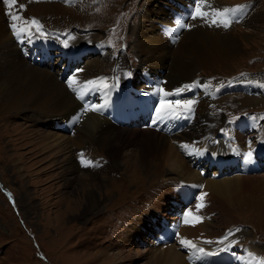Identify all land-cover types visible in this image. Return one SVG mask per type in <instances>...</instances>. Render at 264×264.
<instances>
[{
  "label": "bare ground",
  "instance_id": "bare-ground-1",
  "mask_svg": "<svg viewBox=\"0 0 264 264\" xmlns=\"http://www.w3.org/2000/svg\"><path fill=\"white\" fill-rule=\"evenodd\" d=\"M178 1L182 3L180 6L183 4L187 6L188 13L180 11V7H176L172 13L168 12L171 7L174 8L172 1L171 5L167 4L164 8L151 11L141 10L137 15V21L132 26L131 34L139 57L138 66L130 67L125 60L115 59L110 61L108 51L103 48L97 56V61L90 60L88 64L84 63L80 66V69L70 71L72 74L67 77V73L60 80L58 79L60 74L58 73L59 63L52 61L54 56H56L54 60L58 59L59 53L52 52L50 58L52 61L51 68L49 65L39 66L31 64L22 56L17 45L22 44L21 41L25 39L31 43L35 40V34L32 31L35 26L30 23L33 19L39 21L42 27L44 26L43 23H50L47 30L54 31L59 30V27L63 24L70 25L68 19L70 21V16L72 17L74 14L72 11L68 12L69 5L76 9L77 7L88 9L90 13L92 9L88 7V4L82 5L81 2L75 0H16V4L9 9L4 0H0V119L4 120L12 113H20L32 117V119H37L38 124L49 122L55 130L61 131V133H42L39 129L34 128L31 137L34 138L37 134L43 136L42 141L34 143L35 146L37 145L35 150L40 153L44 152V154L45 152L49 153L45 158L51 159L52 162L60 165L58 166L60 167V177L64 176V180L67 181L66 174L69 171L74 174V177L69 180L74 179L76 188L81 192L80 197L72 199V194L69 196L67 193H64L61 197L63 196L62 198L75 211L83 207V219H86L91 212H97L100 207H98L97 190L100 193L111 195L124 182L132 184L144 180L145 182L148 181L147 183L150 186L155 182L157 183L156 188L150 194L151 204H148L149 206L145 209L138 210L136 212L137 217H133V219L136 218L135 226L130 229L132 223L129 221L132 218L126 223L127 226L124 230L126 232L127 229H130V231L121 243L128 247L119 250L118 254H107L108 259L115 260L114 258H124L125 256L127 257L126 260H130L129 256L135 254L134 258L145 257L147 259L143 264H194V260H199L203 264L214 262H218V264H261L262 262L258 260L256 252L251 247L247 246V250L238 255V258L241 257L242 260H235L237 257L231 251L230 242H228L230 244L220 248L213 247V245L207 246L200 239L192 236V232L191 234L179 235L180 232L174 244L166 243L164 250L156 247L153 252L140 247L138 242L135 241V237H140L141 233L153 231V229L146 226L152 225L156 213L160 212L163 203L174 199L176 192L179 194L177 209H169L170 215H167V218L169 220H179L182 214L184 216L185 213H188L183 209L186 199L180 197V191L182 195H185L184 198H187L188 194L192 198L194 197L192 191H197L202 187L195 202L187 208L190 213L188 219L191 221L202 218L199 214L210 213L206 210V205L208 206L209 202L217 201L224 204L223 201H225L230 204L229 200L238 199L239 196L242 197L238 199V204L256 208L258 214H261L258 215L260 220L264 214V175H251L253 173H251L252 164H256L258 169L264 167L262 165L264 164L262 162L264 159V128L260 129L257 123L252 121L247 120V126L242 122L243 127L248 128L247 130L255 127L260 130L258 138L250 142L251 161L247 159L248 147L245 139L247 137H244L246 131H236L235 128V135L225 138V143L223 139H217L216 135L218 133L216 130L219 127V122L221 123L223 120L210 114V111H217L215 110L217 104L213 101V96L217 94L218 90L196 75V72L200 69L212 71L219 66L225 67L230 59L240 54V43L243 40L251 43V41H255L254 37L257 33L260 34L259 36L263 40L264 25H258L259 22L263 21V17L259 12L250 10L248 1L206 0L207 5L215 9L237 5L248 6L243 19L237 23H241L242 26L244 24L245 29L256 30V35L244 31L234 34L230 32V27L225 29L210 26L209 23L199 17L195 20L192 19L191 12L194 11L198 0ZM20 5H23V7L21 8ZM10 13L20 17L16 21L19 28L31 29L30 32H23L21 34L22 38H17L13 34L11 28L13 21ZM107 18L108 13L105 16V19ZM101 21H104V19ZM180 24H187L191 27L182 28L179 27ZM50 34L47 37L49 45L51 47L58 46L52 32ZM27 42H24L25 49H28ZM72 45L75 47L73 41H68L67 46L64 45L66 47L63 51L64 55L76 51L75 48H72ZM105 65L112 67L111 73L101 72V68ZM147 76H150L152 82L147 80ZM73 77H75L76 83L69 87V80ZM101 78H103V83H101ZM89 81H96L97 83L95 85L88 84ZM120 83H125L128 91L125 89V85ZM105 84L107 87L114 86L115 89L121 91H132L129 95H135L138 99L141 97L144 100L145 105L142 104L144 109L147 110L143 116H138V121L132 124L131 127L118 125L111 117L109 120L96 111L90 110V107L96 106V104L89 105V98L84 96L81 99L78 96V92L82 96L86 90L92 89L97 91V96L100 98L102 90L107 88L104 86ZM234 84H236L235 87L239 86L242 90L247 91L248 97L244 98L249 102L264 101V81H255L247 76ZM193 85L197 86V91L195 89L189 90L191 88L189 87L178 94L176 93L177 89H184L185 86ZM235 87L227 86L224 90L229 91L230 88ZM158 89L163 91L160 92ZM164 93H170L165 99L174 106L177 102L182 105L184 101L195 100L193 111L186 112L182 108H177L178 115L165 117L153 124V120L156 119V109L160 106V99ZM222 98L220 97L219 100H222ZM103 101L105 100L103 99ZM86 109L89 110L86 111ZM175 122L177 123L175 124ZM238 122H241V120ZM160 126H162L164 132L157 129ZM165 127H169L166 132ZM66 131H70L71 136H67ZM207 137H210V142H207ZM27 138L29 139L28 136ZM232 140L235 141V145L234 143L231 144ZM182 145L188 147L184 148ZM71 146L74 149L73 153ZM96 150H98L95 152L96 157H98V154H105L108 158L105 166L111 164L115 170H119L122 174V181L108 178V181L105 180L104 182L101 179L105 175L100 177L98 174H92L88 172L87 167L85 169L78 168L84 167L80 162V154L83 153L84 158L91 161L92 154L90 156L89 153ZM223 152L225 154L230 153L231 156L220 155ZM72 154L78 159L76 164ZM186 157H193V160L192 158L186 159ZM239 160L240 164L237 165ZM203 163L209 166L226 168L224 173L226 177L216 180L213 173V175L206 176L207 179L205 180L202 177V173L205 171L202 168ZM195 164H198V169L201 170H193L191 165ZM233 165L237 167L234 171H231L229 167ZM88 168L91 169V166H88ZM228 172L232 173L228 174ZM170 174L174 175L175 180L178 179V181L171 179L173 177H170ZM215 174L218 177L221 176L218 170L215 171ZM162 180L164 182L159 184ZM256 191H259V193L256 194ZM204 193L207 195H204L203 201H201L200 197ZM206 196L207 198H204ZM201 203L203 207L198 209L197 205ZM104 209L106 210V208ZM226 211L223 212L226 213ZM195 212H197V215ZM212 224L207 222L204 224L202 219L194 226L204 236H213V233L208 232ZM187 225L190 226L191 224L187 223ZM158 228L161 235L153 233L152 236L161 238L167 236L165 229H162L161 226H158ZM181 239L192 241L197 248L204 249V253L186 247L188 252L183 256L179 252ZM229 254L233 256L232 260L229 258Z\"/></svg>",
  "mask_w": 264,
  "mask_h": 264
},
{
  "label": "rangeland",
  "instance_id": "rangeland-1",
  "mask_svg": "<svg viewBox=\"0 0 264 264\" xmlns=\"http://www.w3.org/2000/svg\"><path fill=\"white\" fill-rule=\"evenodd\" d=\"M75 1L81 2L82 5L88 4V7L92 9L91 13L88 9H80L78 7L76 9L68 4V12L72 11L74 14L72 17L70 16V21L68 19L70 25L63 24V26L59 27V30L49 31L47 29L50 23H43L42 31L44 35L37 32L34 27L32 31L35 34V40L31 43L25 39L21 41L22 44L17 45L21 55L31 64L39 66L49 65L51 68L52 61L58 62V67L60 66L58 79L60 80L67 73V77L72 74L70 71L80 69V66L84 63L88 64L90 60L97 61V56L103 48L108 51L110 61H114L115 59L125 60L130 67L138 66L139 57L131 33L132 26L136 23V17L141 10L151 11L157 8H164L167 4L171 5L173 1L172 6L174 8L171 7L170 11H166L172 13L176 7H180V11L189 12L187 6L184 4L180 6L182 3L178 0ZM244 1H248L251 11L261 14L263 21L259 22L258 25H264V0ZM106 13H108L107 19H105ZM102 19L104 21H101ZM243 31L256 35V30L245 29L244 24L242 26L241 23L234 22L230 27V32L234 34ZM50 32L54 35L58 46L51 47L49 45L47 37L51 35ZM259 35L257 33V37H254L255 41H251V43L243 40L240 43V54L230 59L225 67L219 66L212 71L200 69L196 72L198 78H203L218 90L217 94L213 96V101L217 104V107H215L217 111H210V114L223 120V122H219L216 138L223 139L225 143V138L227 139L235 135V128L236 131H246L244 137H247L245 139L248 152H252L250 142L258 138L260 130L257 127L247 130L248 128L243 127V124L247 126L248 120L257 123L260 129L264 128V101L249 102L244 98L248 97L247 91L242 90L239 86L235 87L236 84L234 83L245 79L247 76L255 81H264V37L262 40ZM20 37L22 38V36ZM65 41L74 42L75 47L72 45V48L76 50L74 53L68 52L66 55L63 54L64 48H66L64 46ZM24 42H27L28 49L24 48ZM53 51L59 54L57 60H54L56 58L54 56L51 61L50 58ZM111 71L112 67L109 65L101 68V72L105 74H109ZM146 78L149 82H152L150 76ZM120 84H124L127 90L125 83ZM143 85L145 84L143 83ZM227 86L235 88L225 91L224 88H227ZM196 88L197 86H192L189 90L195 89L197 91ZM90 90H86L82 97L86 96V98H89V105L93 103L96 106L102 105L101 110L96 112L109 120L111 115L118 122H122L133 120L138 117V114L140 116L143 114L145 102L141 97L138 99L135 95H129L132 91H121L115 89L114 86H108L102 90V95L99 98L96 93L97 91ZM220 97H223L222 100H219ZM83 106L85 107L86 104ZM211 109L213 108L211 107ZM239 120L241 122H238ZM38 123L37 119H32V117L20 113H12L4 118V120L0 119V264H143L147 259L145 257L134 258L135 254L129 256L130 260H126L127 257L125 256L124 258H114L115 260L108 259L107 254H118L119 250L128 247L121 242L124 240L123 238L126 234H129L130 229L135 226L136 218L133 219V217H137L136 212L142 208L145 209L151 204L150 194L156 188L157 183L155 182L150 186L147 183L148 181L145 182L144 180L132 184L124 182L111 195L100 193L97 190L98 207H100L97 212L93 211L86 219H83L84 208L82 207L75 211L62 198L63 196L61 197L64 193L69 194V196L72 194V199L80 197L81 192L76 188L74 179L69 180L74 177V174L69 171L65 176L67 181L64 180V176L60 177V167H58L60 165L58 163L55 164L51 159L45 158L48 152L44 154V152L40 153L38 150H35L37 145L35 146L34 143L42 141L43 136L37 134L34 138L31 137L34 128L39 129L42 133H61V131L55 130L49 122ZM118 125L125 126L122 123H118ZM159 128L161 129L162 126ZM168 128L165 127L164 129ZM22 131L23 133H21ZM160 132L163 131L160 130ZM65 134L71 136L70 131H66ZM206 140L207 142L211 141L210 137H207ZM233 143L235 145V141L232 140L231 144ZM72 146L71 150L73 149ZM97 151L89 153V155L91 156L92 154L91 161L93 165L98 164L99 166H91V169L85 166L78 168H86L89 170L88 172L98 174L100 177L105 175L102 179L100 178L104 182L105 180L108 181V178L122 181V174L119 170H115L111 164L105 166L108 158L105 154H98V157H96L95 152ZM224 152L220 155L231 156L230 153L225 154ZM72 157L75 158L74 162L76 164V160L78 161V159H76L74 154H72ZM191 158L193 160V157H186V159ZM262 162L264 163V159ZM239 164L240 160L237 161V165ZM191 167L193 170H201L200 168L198 169V164L191 165ZM236 167V165H233L229 169L234 171ZM252 167L257 168V165L252 164ZM202 168L205 169L202 173V177L205 180L207 179L205 178L206 176L213 175V173L216 180L226 177L224 175L226 168L222 166L214 167L203 163ZM216 170L221 173L220 177L216 176ZM252 172L251 175H264V167H261V170L256 169ZM230 173L232 172H228V174ZM170 175V177H173L171 179L176 182L178 181V179L175 180L174 175ZM163 182L164 180L160 181L159 184ZM200 189L192 191L194 193V197L192 198L190 194H188L187 198H184L183 196L185 195H182L180 191V197L186 199L185 206L183 207L184 211L186 210L189 213L187 208L195 202ZM255 193L257 194L259 191ZM175 197L169 202H164L160 212L156 213V218L152 225L146 226L153 229V231L141 233L140 237H135V241L138 242L140 247L151 252L156 247L160 250L163 248L164 250L166 243H175L180 232L179 235L191 234L192 232V236L197 237L207 246L213 245V247L220 248L231 243V251L237 257L235 260H242L241 257L238 258V255L246 251L247 246L251 247L256 252L258 260L262 262L261 264L264 263V214L260 220L256 208L238 204L237 201L242 196H239L238 199L233 198L229 200L230 204L223 201L225 205L217 201H211L208 206L206 205V210L210 213L199 214L204 224L206 222L213 223L212 227L208 229V232L213 233V236H204V234L197 230V227L194 226L195 224L188 223L191 225H187L184 222L183 214L179 220H169L167 218L170 215L169 209H177V202L179 200L177 192ZM214 197L216 198V196ZM204 198H207V196ZM227 207L231 208L228 209ZM223 211H226L227 214ZM195 213L197 215V212ZM130 218L133 219L129 221L132 223L131 228L125 232L126 223ZM158 226L165 229L167 236H163L162 238L152 236L153 233L161 235ZM225 237L227 238L225 239ZM179 252L183 256L187 254L186 246L181 245ZM194 262V264H203L199 260H194ZM211 264H218V262Z\"/></svg>",
  "mask_w": 264,
  "mask_h": 264
},
{
  "label": "snow or ice",
  "instance_id": "snow-or-ice-1",
  "mask_svg": "<svg viewBox=\"0 0 264 264\" xmlns=\"http://www.w3.org/2000/svg\"><path fill=\"white\" fill-rule=\"evenodd\" d=\"M5 4L8 5L9 9H11L12 6H14L16 4V0H4ZM20 7L22 8L23 5H20ZM247 5H237L234 7H226L223 9H215V8H210L207 3L206 0H198V2L196 3L195 9L194 11L191 13V18L192 19H197L202 18L204 19V21L206 23H209L210 26H217V27H223L225 29H228L229 27H231V25L234 22H239L241 19H243L244 14L247 11ZM208 10H205V9ZM11 20L13 21V23L11 24V28L13 30V34L17 37H20L21 34L25 31H31L30 28H19L16 21L20 19V17L16 14H11ZM32 26H35V29L37 32H40L41 35H44L43 31H42V26L39 24L38 21H36L35 19H33L31 22ZM179 27H191L190 25L187 24H180ZM65 45L67 46V41H65ZM76 83V79L75 77H73L71 80H69V87H72L74 84ZM97 82L96 81H89L88 84H92L95 85ZM101 83H103V78H101ZM105 87H107V85H104ZM194 86V85H193ZM192 87V86H185L184 89H177L176 93L178 94L181 91L186 90L187 88ZM76 90V89H74ZM158 91L162 92V89H158ZM170 95V93H164L163 96H161L160 99V106L156 109V119L153 120V124H155L157 121L164 119L165 117L168 116H176L179 113L177 112V108H182L184 111L186 112H191L193 111V106L196 103L195 100H188V101H184L183 104H179V102H177V104L174 106L172 105L170 102L166 101L165 97ZM78 96L82 99L83 97L80 96L79 92H78ZM103 106H91L90 110L93 111H99L101 110ZM89 109H86V111ZM182 147L187 148V145H182ZM247 159L249 161H251L252 159V152H248L247 153ZM80 162L83 166L88 167V166H99L98 164L93 165V162L90 160H86L84 158L83 153L80 154ZM207 195L206 193L202 194L200 197V200L203 201V196ZM200 207H203V204H198L197 208L199 209ZM190 213H185L184 215V222L185 223H199L202 218H197L193 221H190L188 219ZM231 234V233H229ZM227 237H225L226 239ZM210 242V241H209ZM180 243L182 246H186L189 248L194 249L196 252L199 253H204V249L202 248H197V246L190 240L187 239H181Z\"/></svg>",
  "mask_w": 264,
  "mask_h": 264
}]
</instances>
